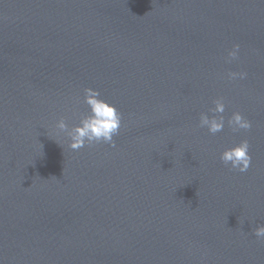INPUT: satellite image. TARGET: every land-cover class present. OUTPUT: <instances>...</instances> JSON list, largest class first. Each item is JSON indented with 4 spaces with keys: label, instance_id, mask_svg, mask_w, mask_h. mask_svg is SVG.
I'll return each instance as SVG.
<instances>
[{
    "label": "water",
    "instance_id": "1",
    "mask_svg": "<svg viewBox=\"0 0 264 264\" xmlns=\"http://www.w3.org/2000/svg\"><path fill=\"white\" fill-rule=\"evenodd\" d=\"M85 87L122 114L116 147L56 136ZM244 138L241 173L219 157ZM259 224L264 0H0V264H264Z\"/></svg>",
    "mask_w": 264,
    "mask_h": 264
},
{
    "label": "clouds",
    "instance_id": "2",
    "mask_svg": "<svg viewBox=\"0 0 264 264\" xmlns=\"http://www.w3.org/2000/svg\"><path fill=\"white\" fill-rule=\"evenodd\" d=\"M240 44L234 43L228 51L226 62L231 63L239 58ZM246 71H229L227 79L235 80L237 78L243 80L247 78ZM84 103L88 105L89 111L80 117L79 123L71 129L65 122L64 118L58 120L55 126L56 136L63 133L68 140V147L72 150H79L86 145L104 143L111 147H116L115 136L119 135L122 114L116 106L101 97L99 89L93 87L84 88ZM214 107L209 109L213 115L206 112L200 113L199 127L206 128L207 131L215 135L222 132L225 128V102L223 98H217L213 101ZM227 125L234 133L248 131L252 127V122L240 112H233L231 117L227 119ZM249 141L244 138L239 143L231 147L225 148L220 153V160L230 170H236L241 173L247 172L251 164ZM254 235L260 241H264V224H259L254 229Z\"/></svg>",
    "mask_w": 264,
    "mask_h": 264
}]
</instances>
